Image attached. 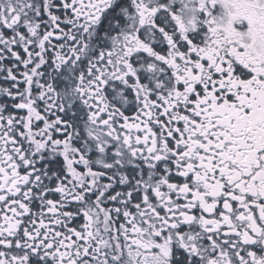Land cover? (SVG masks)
I'll use <instances>...</instances> for the list:
<instances>
[{
  "label": "snow or ice",
  "instance_id": "1",
  "mask_svg": "<svg viewBox=\"0 0 264 264\" xmlns=\"http://www.w3.org/2000/svg\"><path fill=\"white\" fill-rule=\"evenodd\" d=\"M0 264H264V0H0Z\"/></svg>",
  "mask_w": 264,
  "mask_h": 264
}]
</instances>
